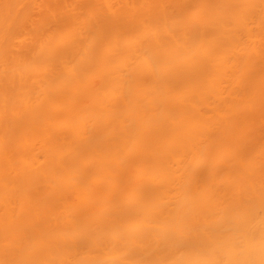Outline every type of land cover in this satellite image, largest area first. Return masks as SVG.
<instances>
[{"label":"bare ground","instance_id":"1","mask_svg":"<svg viewBox=\"0 0 264 264\" xmlns=\"http://www.w3.org/2000/svg\"><path fill=\"white\" fill-rule=\"evenodd\" d=\"M0 264H264V0H0Z\"/></svg>","mask_w":264,"mask_h":264}]
</instances>
